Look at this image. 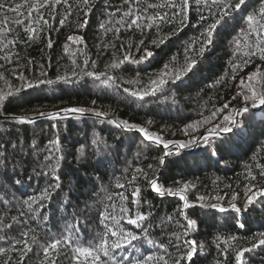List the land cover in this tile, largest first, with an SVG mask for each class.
Returning a JSON list of instances; mask_svg holds the SVG:
<instances>
[{"label":"snow or ice","instance_id":"snow-or-ice-1","mask_svg":"<svg viewBox=\"0 0 264 264\" xmlns=\"http://www.w3.org/2000/svg\"><path fill=\"white\" fill-rule=\"evenodd\" d=\"M124 3L127 5V10L122 12L121 19L116 22L120 27H109L108 22L100 23L99 27L105 33L114 32L117 40L120 39V28L139 31L141 36L146 37L154 31V38H148L147 44L146 39H140L135 44L137 55H134L131 50L132 44L126 48L125 44L121 43L119 46L123 50L121 57L117 58L114 51V58L105 64V70L96 71L95 61L90 62L85 57L82 64L77 63L74 58L75 54L72 53L70 55V71L57 74L54 79L48 77L43 64L40 65L39 77L32 79L14 68L12 75L20 81V84L16 87L9 85L7 91L0 90V115H3L2 108L6 102L11 103L14 99L23 100L24 95L43 91L42 86L45 85L50 89L51 86L58 84L71 86L79 84L81 81L86 83L87 78H90L94 83L98 82L97 87L118 90L120 78L115 74L116 70L122 69L126 63L139 65L153 58L156 52L149 50V45L160 49L173 36H179L190 25L193 7L197 12V18L196 25L192 26H199L201 31L198 37L190 39L184 44L183 65L178 68L172 67L173 62L177 59V54H173L159 70L149 75L147 84L136 89L124 87V93L140 101H145L148 97H157L158 93L168 99V93H172L170 98L175 103L176 97L172 90L185 87V78L190 79L192 75L196 74L198 65L203 62L205 53L213 46L214 38L219 35L220 30H226L230 24H234L238 20H243L244 24L232 38L231 43L234 45L232 56H237L242 52L243 58L240 59L237 56L240 59L239 63L230 61L231 79L235 80L239 71L249 64H253L257 59L260 63L256 64L254 70L249 72L246 78H240L238 90L231 97V101L224 102L220 107L213 105L208 116L200 113L201 119L184 125L181 131L186 137H189L187 140L165 139L147 127L128 120L110 119L106 112L85 107H65L57 111L34 109V115H3V121L12 123L13 127L16 124L35 123L40 119L50 120L52 121V138L47 140L43 149L36 151L38 148L36 139H33L30 145H27L19 137L15 141L5 140V134L12 137L14 133L12 129L3 128L0 125V189L4 190L5 196L9 195L10 189L15 190L11 192V200L0 198V204L9 205L14 201L22 209H26V211L21 210L18 215L12 216L9 224H5L4 216L0 215V226L9 229L13 225L27 227L28 220L24 219L25 216L29 220L42 218L43 223L48 224L50 217L45 214L46 206L53 195L58 196L64 192L65 187L68 192L61 203V208L64 211L76 209L71 213L75 222H67L68 217L65 216L64 233L60 236H49L47 244H40L39 248L35 247L39 241V237L35 234L36 228L28 227L27 231L21 230L20 238L15 241L16 245H20V247L12 248L13 252L19 254L16 264H25L26 258H30V253L40 255L41 250V264H57L62 250H70L71 264H195L194 258L198 255V245L197 241L190 237L198 233L201 221L198 218L190 217L188 210L196 206L189 199V192L195 189L196 185L191 181L174 180L176 186H164L159 182L158 173L168 163H175L174 160L169 159L170 157L182 158V150L199 146L201 143L208 150V156L202 161L207 166L212 157L219 154L220 145H226L229 142V136L224 134H236L234 130L240 129L237 117L248 114L251 109L264 106V4H261L258 10L247 15H239L247 7V0H160V2L144 4L141 3V0H124ZM61 7L64 9L63 13L59 11ZM95 8V0H79V3L75 5L71 0H21L19 3L15 0H0V37H3L0 39V45L4 50H7L10 45L17 43L15 38L7 39V36L13 31L11 26L16 25L18 28H23L26 37L25 44L40 40L42 34L48 32L46 47L51 49L53 41L50 32L53 30V26L50 24V20L55 21L59 17L58 23L63 27L75 13H79L77 28L84 29L87 28L88 17L92 15ZM202 8L208 10L207 16L202 13ZM116 12H121V9L117 8ZM108 15L111 18L114 13L110 12ZM165 25L169 26L166 33L163 32ZM67 41L81 44L83 37L70 35L67 37ZM108 47L114 50L117 48L114 43L104 45L105 49ZM69 51L70 46L65 43L64 52L69 53ZM3 59L9 63L13 62L12 58L7 55ZM32 63L31 60L27 61L28 65ZM3 67L4 65H0V68ZM90 67L91 70H89ZM2 78L3 74L0 73V79ZM221 82L223 81H216V83ZM127 83L139 84V74H137L136 80L127 81ZM232 101H239V103L230 108ZM221 114H223L222 122L214 123ZM86 115L102 118L107 124L113 125L125 133H138L141 150L138 151L137 156L143 155V150L150 149L152 145H156L162 152L155 156L153 163H148L146 168L140 166L132 168L131 165L125 168V173L129 169L132 173L128 183L123 184L117 181L116 188L122 191L107 195L108 203L104 204L103 209L97 214L101 230L87 241L84 239L86 230H82V222L78 219L83 212L79 208V203L73 202L71 194L76 191L82 195L90 196L98 187L97 181L102 180L106 175L100 170L110 163L112 155L119 154L122 145H109L99 132H95L91 144L96 146L95 155L97 158L94 161L91 160L85 148L79 147L75 154V162L78 167L71 168V162L67 161V155H71V153H66L61 143V121L69 116L84 117ZM151 123L148 121V124ZM201 128L204 131L201 132ZM197 132L199 135H195ZM25 147L28 148L27 152H25ZM9 148L12 151H9ZM261 150L264 151V145H261ZM33 155L36 156L34 161H29L26 158ZM10 158L13 162L11 171L8 168ZM252 159L256 161L257 155L254 154ZM36 163L39 164V167H32L29 174L28 167ZM200 163L197 161V164ZM216 163L219 164L220 161L217 160ZM244 167L246 183L243 194L233 190L230 193L227 208L221 204V201L225 199V196H229L228 193L223 196L219 193H197L195 200L199 202V206L218 209L221 213L229 210L234 213H244L257 203L264 205V163H255L254 167L257 170L255 173L252 170V165L245 164ZM34 177L42 178L47 183L41 190L29 195L22 191V188L25 184L30 187L28 182ZM141 178L146 182L147 188L157 196L161 198L175 197L181 202L176 209V217L171 215L167 217L168 222H175L179 231L171 230L166 234L161 225H155L160 228L158 235H167V242L153 238V214L151 211L142 210L145 204L149 208L152 205L150 201L142 197V188L139 183H136ZM81 186H87L86 190ZM128 187L132 188L131 199L129 195L125 194ZM226 187L231 188V185H226ZM107 191L105 189V192ZM17 192L20 193L19 197L16 196ZM76 199L78 201L79 197ZM116 199L120 202L118 210L116 204L113 203ZM84 206L85 209L88 207L86 201ZM245 226V222H240L238 225L239 229H244ZM5 238L6 236H0V240ZM216 239L219 240L220 237ZM235 239V236L231 237V240ZM224 244L225 247L220 249L224 260L217 261V264H248L246 253L250 254L258 249L264 250V231L253 234L251 240L247 241V245L239 249L234 248L228 240H225ZM217 246L219 247V245ZM169 248L175 249V256L169 251ZM151 249H156L157 252L153 253ZM0 255L7 256V250L0 248ZM4 264H12V259L7 258Z\"/></svg>","mask_w":264,"mask_h":264},{"label":"trees","instance_id":"trees-1","mask_svg":"<svg viewBox=\"0 0 264 264\" xmlns=\"http://www.w3.org/2000/svg\"><path fill=\"white\" fill-rule=\"evenodd\" d=\"M19 3L21 0H15ZM73 5L79 3V0H71ZM160 2V0H141V3ZM96 8L92 15L88 17L89 23L87 28L78 29L77 20L79 13H75L70 20L61 27L57 20H50L53 30L50 32L53 41L51 49L46 47L48 32L42 34L40 40L35 42L24 43L23 28L12 25L13 31L7 36L8 40L16 39L17 43L10 45L7 50L0 45V73L3 78L0 79V90L7 91L8 86H19L20 81L12 75L14 68L19 72H23L29 79L39 77L40 65H44V71L48 73V77L54 79L57 74H64L69 72L71 68L70 55L75 54L74 58L77 63L82 64L83 59L87 57L89 61H95L96 71H104L105 64L109 63L114 57L113 52L117 58L121 57L122 49L120 44L124 43L125 47L132 44V52H135V44L140 39L154 38L155 32L149 36H141L139 31H129L126 28H120V39L115 38L112 31L105 33L99 27L100 23L108 22L109 27H120L116 22L121 19L122 12L127 10L124 0H95ZM264 0H247V7L244 12L239 15H247L254 10H258ZM121 9V12H116V9ZM63 13L64 9H59ZM202 13L207 16L208 10L201 9ZM114 13L113 17H109L108 13ZM197 12L193 7L191 12L190 25L184 29L179 36H173L160 49H156L149 45V50L156 52V55L145 63L136 65L126 63L122 69L116 70L118 75L120 88L118 90L104 89L97 87L98 82H93L87 78V82L81 81L76 85L58 84L51 86H42L43 91L32 92L24 95L23 100L14 99L13 102H6L2 108L3 115H34L33 110L39 109L42 111H57L65 107H85L95 109L97 111L106 112L110 119H123L140 126L147 127L150 131L162 135L165 139L170 140H187L181 129L185 124L201 119L200 113L208 116L213 108V105L220 107L224 102L231 101V97L236 94L238 90L239 80L241 77L246 78L247 74L254 70L256 64L260 61L257 59L253 64H249L242 71L236 74V79H231V63L230 61L240 62L243 58L242 52L237 56H232L234 45L231 43L232 38L239 32L244 21L238 20L234 24H230L227 29H221L217 37L214 38V44L208 52L205 53V58L195 75L191 78H185V87L173 89L175 93L176 102L173 103L170 98L172 93H168L169 98L165 99L162 94H157V97H148L145 101H140L136 98L130 97L123 92L124 87L136 89L147 84L148 77L153 72L159 70L163 63L170 60L173 54H177L176 61L173 62L172 67L178 68L183 65V46L190 39L199 36L201 29L196 25ZM169 26L165 25L163 32H167ZM70 35H80L83 37V43L76 44L67 41ZM3 39V37H0ZM5 43L7 41L5 40ZM68 43L70 46L69 53L64 52V45ZM116 44L117 48L114 50L111 47L104 48L106 44ZM18 54V55H17ZM7 55L12 58V63H9L3 57ZM33 61L31 65L27 61ZM91 70V67L89 68ZM139 74V84H130L127 81L136 80ZM222 80L221 83L216 81ZM95 101V103H93ZM207 102V103H206ZM239 101H232L230 108L235 106ZM230 110V109H229ZM227 114V113H224ZM3 115H0V125L6 129H12L14 135L8 137L4 136L5 140H16L17 137L22 138L27 145L31 144L33 139L38 141V148L43 149L47 140L52 138V121L47 119L37 120L35 123L16 124L13 127L12 123L4 122ZM223 120V114L219 115L214 123H220ZM240 123V129L234 130L236 134H224L229 136V142L226 145H220L219 154L213 156L211 161L205 166L202 161L208 156L206 146L201 143L199 146H193L190 149L182 150L181 157H170L175 163H168L162 169L159 175V182L164 186H176L174 180L177 181H191L196 185L195 189L190 190L189 199L195 207L188 210V215L192 218H198L201 223L197 234H194L192 239L197 241L198 255L194 258L195 264H217V261H223L224 257L221 255L220 249L225 247L224 241L228 240L234 248L246 246L247 241L251 240L253 234L259 231H264V205L257 203L252 209L244 213H234L231 210L221 213L218 209L201 208L199 202L195 200L197 193H219L225 196L221 204L227 208L230 193L235 190L243 194L246 169L245 164L252 165V170L255 173L257 170L254 165L257 162L264 163V151L261 150V145H264V106L256 109H251L248 114L242 117H237ZM151 121V124H148ZM60 137L61 143L67 155V161L71 162V168H76L78 165L75 162V154L79 147H84L86 153L91 160H95L96 146L91 144L93 133L99 132L103 139L109 145H122L118 155L110 157V163L100 171L106 173L102 180L97 181V189L91 193L90 196L82 195L80 192L74 191L72 199L74 203H79V208L83 212L78 219L82 222V230L85 231V241L91 240L97 231H100L98 221V212L103 209L104 204L108 203L107 195L113 194L117 191H122L116 188V183L127 184L131 177V169L127 173L125 168L129 165L132 168L136 166L147 167L148 163H153V158L162 154L156 145H152L150 149L143 150L144 154L137 156L139 148L140 136L138 133H125L121 129L115 128L113 125L107 124L102 118H97L93 115H86L84 117L69 116L64 121H61ZM66 125V127H65ZM102 130V131H101ZM200 131H204L203 128ZM174 134V135H173ZM199 135V132L195 133ZM9 151H12L9 148ZM28 148L25 147V152ZM257 155V160L253 161V155ZM29 161L36 160V156L26 157ZM18 159V157H17ZM42 159V153H41ZM220 163L217 164L216 161ZM200 161V164H197ZM13 162L9 159L8 168L11 171ZM32 167H39V164H31L28 167V173L32 171ZM30 187L25 184L22 191L31 195L45 187L47 181L42 178L34 177L30 182ZM136 183L142 188V197L150 201L152 207L148 205L143 206V211H151L154 220L152 221L154 227L152 228L153 238L167 242V233L171 230L179 231L175 222H168L169 215L176 217V209L180 205V201L175 197L161 198L155 193L151 192L146 185V182L141 178ZM231 185V188L226 187ZM85 190L87 186H81ZM105 189L108 191L105 192ZM10 189L9 195L5 196L4 190L0 189V198L4 200H11ZM132 191L131 187L126 189L125 194L129 195ZM68 192L65 187L64 192L58 196L53 195L51 201L46 206L45 214L50 217L48 224H44L41 219L29 220L27 216L24 219L28 220V226L13 225L11 229L0 226V236H6L5 239L0 240V248L7 250V256L0 255V264H4L7 258L12 259V264H16L18 253L13 252L12 248L20 247L16 245V239L20 238V231H27L28 227L36 228V235L39 237L38 244L35 246L39 248L40 244H47L49 236H60L64 233L65 219L67 222H75L72 219L71 213L76 209H69L64 211L61 208V203ZM16 196H20L17 192ZM77 197L79 200L77 201ZM23 198V197H22ZM87 202L88 207L85 209L84 202ZM215 202V201H212ZM119 208V200L113 201ZM239 203V202H238ZM13 204L15 202L13 201ZM3 205L0 204V215L4 216V223H11V217L19 214L22 209L19 204ZM178 218V217H177ZM240 222H245L244 229H239ZM37 225H39L37 227ZM155 225H161L164 228L165 235H158L160 228ZM235 236L233 241L231 237ZM220 237L219 240L216 238ZM31 243V239L29 237ZM219 245V247L217 246ZM156 253V249H151ZM169 251L176 255L173 248ZM70 250H62L57 260V264H71ZM231 256V254H230ZM30 258H26L25 264H41L42 250L40 255L29 254ZM248 264H264V250H256L253 253H246Z\"/></svg>","mask_w":264,"mask_h":264},{"label":"water","instance_id":"water-1","mask_svg":"<svg viewBox=\"0 0 264 264\" xmlns=\"http://www.w3.org/2000/svg\"><path fill=\"white\" fill-rule=\"evenodd\" d=\"M41 120V119H40Z\"/></svg>","mask_w":264,"mask_h":264}]
</instances>
